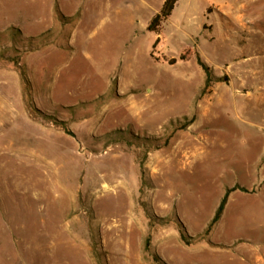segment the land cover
<instances>
[{
    "label": "rangeland",
    "instance_id": "374dc122",
    "mask_svg": "<svg viewBox=\"0 0 264 264\" xmlns=\"http://www.w3.org/2000/svg\"><path fill=\"white\" fill-rule=\"evenodd\" d=\"M164 2L0 0V264H264V0Z\"/></svg>",
    "mask_w": 264,
    "mask_h": 264
},
{
    "label": "trees",
    "instance_id": "16d2710c",
    "mask_svg": "<svg viewBox=\"0 0 264 264\" xmlns=\"http://www.w3.org/2000/svg\"><path fill=\"white\" fill-rule=\"evenodd\" d=\"M181 0H165L162 9L160 10V12L152 19L149 27H148V31L150 32H156L158 33L163 25L164 22H166L173 14L174 10L176 9L178 3ZM187 52L182 54L180 57L181 61H187ZM176 60H173V63H175ZM197 62L200 65V67L204 70V72L206 73L207 79H206V88L210 87V84L213 82V76L211 74V71L209 69V67L202 61V59L200 57L197 58ZM23 79L26 80V77L23 75ZM237 190H241L243 192H247L246 189L244 188H240L239 186H236L234 188L228 189L224 198L222 199L220 206L218 207L215 216L213 217L212 221L210 222L207 230H206V234L209 235L214 228L219 224L226 205L228 203L229 197L230 195L237 191Z\"/></svg>",
    "mask_w": 264,
    "mask_h": 264
},
{
    "label": "crops",
    "instance_id": "0c3cea01",
    "mask_svg": "<svg viewBox=\"0 0 264 264\" xmlns=\"http://www.w3.org/2000/svg\"><path fill=\"white\" fill-rule=\"evenodd\" d=\"M163 1H165V0H163ZM181 1H182V0H181ZM181 1H180V2H181ZM180 2H179V3H180ZM179 3H178V5H179ZM178 5H177V6H178ZM176 8H177V7H176ZM174 11H175V10H174ZM173 13H174V12H173Z\"/></svg>",
    "mask_w": 264,
    "mask_h": 264
}]
</instances>
